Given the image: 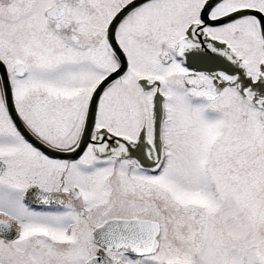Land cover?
Here are the masks:
<instances>
[{
	"label": "snow or ice",
	"instance_id": "6c2138e0",
	"mask_svg": "<svg viewBox=\"0 0 264 264\" xmlns=\"http://www.w3.org/2000/svg\"><path fill=\"white\" fill-rule=\"evenodd\" d=\"M0 264H264V0H0Z\"/></svg>",
	"mask_w": 264,
	"mask_h": 264
}]
</instances>
